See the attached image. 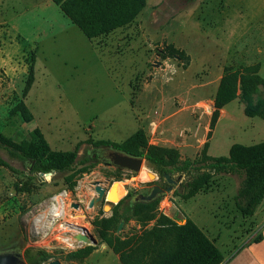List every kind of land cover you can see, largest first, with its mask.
<instances>
[{
	"label": "rangeland",
	"instance_id": "1",
	"mask_svg": "<svg viewBox=\"0 0 264 264\" xmlns=\"http://www.w3.org/2000/svg\"><path fill=\"white\" fill-rule=\"evenodd\" d=\"M171 46L182 56L169 55ZM256 64L264 77V0H147L130 27L96 41L53 0H0V134L17 143H38L39 132L51 150L77 152L74 171L89 168L71 189L64 178L73 171L33 173L30 161L0 142V156L10 165L0 166V252L17 250L26 262L29 255L46 252L49 261L42 264H121L102 239L100 221L129 193L147 195L155 185L169 184L148 162L135 174L92 162L88 150L100 141L120 144L139 129L146 131L149 145L174 148L191 162L205 146L208 156L228 157L235 144L264 142V118L247 117L240 98L214 110L225 70ZM32 67L34 84L24 97ZM20 102L32 113L31 123L16 112ZM152 123L156 131L149 133ZM171 177L181 179L164 194L159 212L177 215L180 226L190 219L226 259L260 236L264 196L253 215L237 206L244 176L214 175L189 200L177 192L191 172ZM96 182L107 189L104 208L89 206L97 196ZM60 203L62 214L55 216ZM81 215L78 225L97 245H68L70 229L64 225ZM134 222L123 223L115 236L138 237L158 226L157 220L140 228ZM86 247L93 248L87 257H71Z\"/></svg>",
	"mask_w": 264,
	"mask_h": 264
},
{
	"label": "trees",
	"instance_id": "2",
	"mask_svg": "<svg viewBox=\"0 0 264 264\" xmlns=\"http://www.w3.org/2000/svg\"><path fill=\"white\" fill-rule=\"evenodd\" d=\"M61 12L75 25L89 41L106 38L130 27L142 11L147 0H53ZM169 55L182 52L172 46ZM258 64L239 69L227 68L220 80L215 98L214 110L223 109L237 98L244 104V114L249 118H264V77L259 73ZM34 84V68L29 75L23 91L26 97ZM25 123L33 121V115L24 102L16 107ZM214 112V111H213ZM39 142L17 143L0 134V142L10 153L33 164V173L51 174L68 173L65 183L72 189L76 186L75 177L88 171L82 167L74 171L77 163L76 151H53L39 132ZM96 145H112L131 156H143L148 163L164 178V174L175 176L191 172V177L177 194L183 200H189L206 189L211 178L220 174L244 176L238 194V209L243 214L253 215L264 196V142L244 146L235 144L228 157H211L206 154V146L201 157L194 162L182 160L178 150L168 147L149 145L146 131L137 130L120 144L100 141ZM0 166L10 165L0 156ZM165 179V178H164ZM164 195L152 202H135L129 193L114 208L112 215L99 223L102 239L119 256L121 264H222L223 252L192 221L185 226L175 225L170 218L162 215L158 206ZM135 220L140 223L157 220L158 226L145 230L138 237L121 239L115 236L121 223ZM188 222V224H187ZM187 224V225H186ZM261 236L255 242L261 241ZM92 247L80 249L71 254L74 259H83L92 252ZM29 255V254H28ZM46 252L29 255L28 264H42L49 261Z\"/></svg>",
	"mask_w": 264,
	"mask_h": 264
},
{
	"label": "water",
	"instance_id": "3",
	"mask_svg": "<svg viewBox=\"0 0 264 264\" xmlns=\"http://www.w3.org/2000/svg\"><path fill=\"white\" fill-rule=\"evenodd\" d=\"M103 147H104L105 151L103 152V154L99 155V159H100L99 161H101L105 166L114 167V168L121 170V171L126 170L129 172L138 174V173H140L144 163L147 162V160L143 156H138V157L131 156V155L127 154L126 152L115 148L112 145H104ZM51 174H54V172ZM41 175H45V174H41ZM47 175H50V174H47ZM152 176L155 180L158 179L157 175L152 174ZM164 178L167 181V183L169 184V186L167 188H162L158 185H155L149 194H147V195L138 194L133 198V200L135 202H152L155 199H157L159 196H162V195L166 194L167 192H170L172 190L173 186L177 185V183L181 179V178H177V180H173L171 175H169V174H164ZM94 186H95V192H96L97 196L94 197L90 201L89 206L90 207H93V206L98 207L100 205V206H102V208H104L103 200H101V199L103 197H105V193H106L107 189H106V187L102 186L101 183H99V182H96L94 184ZM103 190H104V192H103ZM118 203H116L115 206ZM75 207H77V206H75ZM168 218H170V217H168ZM170 219L172 220V222L175 225L180 226L179 225L180 224L179 222L181 220L180 217L175 215V218H170ZM187 224H188V222H187ZM122 227H123V223L120 224L118 230H121ZM82 231L84 232L85 229ZM74 238L76 241H78L81 244L89 242V244H91V245H97V240L90 233L85 234V232H84L80 235V237L76 235ZM86 240H88V241L86 242ZM0 264H27V262L24 259L23 255L19 251L11 250V251L0 252ZM49 264H64V263H61L59 261H53Z\"/></svg>",
	"mask_w": 264,
	"mask_h": 264
},
{
	"label": "crops",
	"instance_id": "4",
	"mask_svg": "<svg viewBox=\"0 0 264 264\" xmlns=\"http://www.w3.org/2000/svg\"><path fill=\"white\" fill-rule=\"evenodd\" d=\"M260 236L262 238L261 241H248L243 247L237 249L227 259L223 253L224 261L222 264H264V227Z\"/></svg>",
	"mask_w": 264,
	"mask_h": 264
},
{
	"label": "bare ground",
	"instance_id": "5",
	"mask_svg": "<svg viewBox=\"0 0 264 264\" xmlns=\"http://www.w3.org/2000/svg\"><path fill=\"white\" fill-rule=\"evenodd\" d=\"M143 168V167H142ZM142 170V169H141ZM141 172V171H140ZM148 174V173H147ZM95 187V186H94ZM104 188V187H103ZM103 192H104V190H103ZM106 193H107V190H106ZM106 193H105V196H106ZM102 198V197H101ZM101 200H103V202H104V200H105V197H103ZM100 200V201H101ZM99 202V201H98ZM94 205V204H93ZM53 211V210H52ZM62 205H61V203H60V207H58V208H54V213L55 214H53V215H55V216H60L61 214H62ZM67 212V211H66ZM68 214V213H67ZM78 218V221H69V223H67L66 225H64V226H67V228L68 229H70V230H72V232H73V234H72V236H79L80 237V235L82 234V233H84L85 232V234L86 233H88V229H86V227L84 228V227H82V226H79L78 224L80 223V221L81 220H83L84 219V216H80V217H77ZM85 229V231L83 232L82 230H84ZM70 230H67V231H70ZM81 231V232H80ZM75 239V238H74ZM88 240H86V242H87ZM68 245H70V244H68Z\"/></svg>",
	"mask_w": 264,
	"mask_h": 264
},
{
	"label": "built area",
	"instance_id": "6",
	"mask_svg": "<svg viewBox=\"0 0 264 264\" xmlns=\"http://www.w3.org/2000/svg\"><path fill=\"white\" fill-rule=\"evenodd\" d=\"M205 106H207V105H205ZM206 108L208 111L212 110L213 104H209V107L207 106ZM155 131H156V127H155L154 123L150 124V127L148 128V132L154 133ZM54 218H57V217H54ZM67 234H68V238L66 239V241L70 244L71 247H73L75 244H81L74 239L75 236H72V234H73L72 231H67Z\"/></svg>",
	"mask_w": 264,
	"mask_h": 264
},
{
	"label": "flooded vegetation",
	"instance_id": "7",
	"mask_svg": "<svg viewBox=\"0 0 264 264\" xmlns=\"http://www.w3.org/2000/svg\"><path fill=\"white\" fill-rule=\"evenodd\" d=\"M103 146H104V145H94L93 148H90V149L88 150L87 155H88L89 159H90L92 162H96V161L100 160V159H99V155H100V154H103V152L105 151V149H104ZM98 147H99V148H98ZM150 192H151V191H150Z\"/></svg>",
	"mask_w": 264,
	"mask_h": 264
},
{
	"label": "clouds",
	"instance_id": "8",
	"mask_svg": "<svg viewBox=\"0 0 264 264\" xmlns=\"http://www.w3.org/2000/svg\"><path fill=\"white\" fill-rule=\"evenodd\" d=\"M51 178L49 177V180H50Z\"/></svg>",
	"mask_w": 264,
	"mask_h": 264
}]
</instances>
